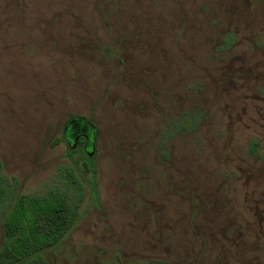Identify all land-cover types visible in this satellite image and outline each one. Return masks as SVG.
<instances>
[{"label": "rangeland", "instance_id": "obj_1", "mask_svg": "<svg viewBox=\"0 0 264 264\" xmlns=\"http://www.w3.org/2000/svg\"><path fill=\"white\" fill-rule=\"evenodd\" d=\"M0 165L78 207L46 264H264V0H0Z\"/></svg>", "mask_w": 264, "mask_h": 264}, {"label": "trees", "instance_id": "obj_2", "mask_svg": "<svg viewBox=\"0 0 264 264\" xmlns=\"http://www.w3.org/2000/svg\"><path fill=\"white\" fill-rule=\"evenodd\" d=\"M79 144L81 147L83 142ZM82 157L84 168L92 172V159L85 152H82ZM67 175L73 186L80 189L77 179L69 172ZM13 194L12 185L1 174L0 165V222L3 232L0 264H46L43 254L57 247L69 233L77 220L78 207L54 188L41 197L19 196L7 209V201Z\"/></svg>", "mask_w": 264, "mask_h": 264}, {"label": "water", "instance_id": "obj_3", "mask_svg": "<svg viewBox=\"0 0 264 264\" xmlns=\"http://www.w3.org/2000/svg\"><path fill=\"white\" fill-rule=\"evenodd\" d=\"M81 137L85 139V153L91 157L97 139L96 128L84 118H70L63 130L64 141L70 149H75L78 139Z\"/></svg>", "mask_w": 264, "mask_h": 264}, {"label": "flooded vegetation", "instance_id": "obj_4", "mask_svg": "<svg viewBox=\"0 0 264 264\" xmlns=\"http://www.w3.org/2000/svg\"><path fill=\"white\" fill-rule=\"evenodd\" d=\"M62 140L64 141L63 135H62ZM81 141L83 142V144H82L81 146H83V147H84V145H85V139H84V138H82V137L78 139V142H77V147H79V146H80V144H79V143H80ZM64 142H65V141H64ZM65 143H66V142H65Z\"/></svg>", "mask_w": 264, "mask_h": 264}]
</instances>
